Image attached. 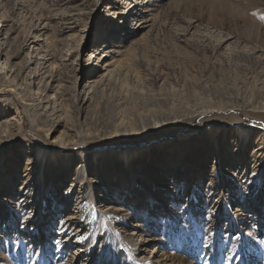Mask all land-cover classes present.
Here are the masks:
<instances>
[{
  "label": "rangeland",
  "instance_id": "rangeland-1",
  "mask_svg": "<svg viewBox=\"0 0 264 264\" xmlns=\"http://www.w3.org/2000/svg\"><path fill=\"white\" fill-rule=\"evenodd\" d=\"M0 264H264V0H0Z\"/></svg>",
  "mask_w": 264,
  "mask_h": 264
},
{
  "label": "bare ground",
  "instance_id": "bare-ground-1",
  "mask_svg": "<svg viewBox=\"0 0 264 264\" xmlns=\"http://www.w3.org/2000/svg\"><path fill=\"white\" fill-rule=\"evenodd\" d=\"M34 107V106H32ZM234 131L236 132V134L239 135L240 137V143L243 144L244 146L247 145L250 141V138L252 137V128L246 127V126H239L236 127L234 129ZM144 151V149L142 147L139 146H135L132 148H124V149H118L115 151H111L110 154L113 157L112 160H123L125 161V163L127 162H132L134 159H136L138 156H141L142 152ZM55 152L54 150H47L43 147H38L36 150V159L38 160V164H40V169H39V173L42 176V171L41 169H43V163L45 162V160H51L55 158ZM95 154H93L92 157V162L95 160ZM82 160V156H79ZM45 165V164H44ZM80 169L82 173H85L86 171V165H80ZM243 175V174H242ZM28 239V238H27ZM32 239L28 240V243H31Z\"/></svg>",
  "mask_w": 264,
  "mask_h": 264
}]
</instances>
